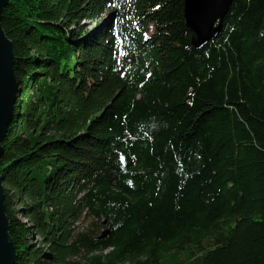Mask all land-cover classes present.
<instances>
[{"label":"trees","instance_id":"1","mask_svg":"<svg viewBox=\"0 0 264 264\" xmlns=\"http://www.w3.org/2000/svg\"><path fill=\"white\" fill-rule=\"evenodd\" d=\"M183 1L8 0L13 264H264V0Z\"/></svg>","mask_w":264,"mask_h":264},{"label":"water","instance_id":"2","mask_svg":"<svg viewBox=\"0 0 264 264\" xmlns=\"http://www.w3.org/2000/svg\"><path fill=\"white\" fill-rule=\"evenodd\" d=\"M8 0H0V19ZM233 0H184L183 16L191 33V44L199 49L214 40L221 32L224 19ZM12 42L0 24V155L1 140L14 116L15 103L20 88L14 74ZM102 218V222H105ZM107 229L103 231L106 232ZM15 247L9 234V220L5 212L4 190L0 174V264H13Z\"/></svg>","mask_w":264,"mask_h":264},{"label":"rangeland","instance_id":"3","mask_svg":"<svg viewBox=\"0 0 264 264\" xmlns=\"http://www.w3.org/2000/svg\"><path fill=\"white\" fill-rule=\"evenodd\" d=\"M93 24H94L93 21H90V20L89 21H85V25H87L88 27H92ZM88 222H89V218L87 216H85V217H81V220H80L79 224L82 225V226H85Z\"/></svg>","mask_w":264,"mask_h":264}]
</instances>
